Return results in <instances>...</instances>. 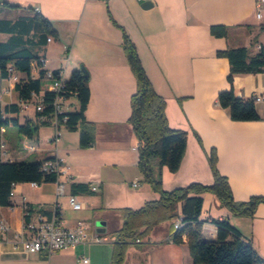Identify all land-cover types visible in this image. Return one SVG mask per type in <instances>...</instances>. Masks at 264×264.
Wrapping results in <instances>:
<instances>
[{
    "label": "crops",
    "instance_id": "1",
    "mask_svg": "<svg viewBox=\"0 0 264 264\" xmlns=\"http://www.w3.org/2000/svg\"><path fill=\"white\" fill-rule=\"evenodd\" d=\"M6 1L19 3L22 8L0 7V54L32 44V51L45 58L44 69H61L66 79L70 75L65 71L67 64H72L73 69L84 66L89 76L85 119L95 126L94 143L89 148L78 146V131H69L62 125L57 132L58 141L53 142L55 129L41 126L32 140L22 135L7 142L1 138L6 155L10 161L24 160L30 155H35L36 160L62 159V167L69 176V179L64 174L59 177L58 182L64 186L63 196L67 200L71 182L96 185L98 190L93 195L77 196L87 198L86 202L82 200L84 208L81 210H100L99 219L103 220L105 228L93 227V232L88 233L91 225L85 219L65 217V211L71 208L66 200L58 199L62 195L57 196L56 183L30 188L38 191V197L30 195L29 183H17L10 205L0 206V219L8 226V231L0 236V264H80V258L76 262L57 258L61 255L59 251L50 255L27 254L21 248H13L14 235L23 231L25 223L22 198L45 212L57 206L62 226L72 228L77 221H83L87 226V237L104 238L102 242L85 241L78 245L104 243L106 234H110L111 258L115 240L111 232L121 224L117 209H137L146 201L159 197L142 181L136 167L138 143L127 123L129 98L135 91V80L121 48V31L112 24L107 10L134 43L154 90L164 98L168 126L187 133L185 152L177 171L170 172L166 166L161 168V187L169 191L192 182L211 184L213 177L207 152L214 148L217 169L227 177L234 200L264 196V100L255 103L259 120L233 121L227 109L221 108L216 99L220 91L230 87L226 79L228 61L216 56V52L244 46L250 54H255L260 46L264 47V13L262 18L256 17L257 0H151L153 6L149 9H142L137 0ZM27 6L51 22L58 33L57 41L51 39L45 45H33L37 40L34 29L28 33L19 27L13 31L4 29L2 21L14 22L31 16L32 11L26 9ZM213 25L225 27L226 37L213 36L210 33ZM53 46L58 50L49 52ZM59 53L64 55L63 58H58ZM55 60L61 67L53 64ZM47 63L51 64L48 66ZM13 73L18 74L16 80L0 78L1 106L19 104L13 85L25 75ZM232 88L242 98L254 94L264 97V72L237 74L233 77ZM62 104L63 108L73 106L71 98ZM34 114V105L29 103L17 114L8 116L22 123L25 117L34 119ZM46 129L50 131L45 133ZM5 131L3 129L2 135ZM133 182L137 185L133 186ZM49 185L54 188L48 192ZM201 196L203 204L199 219L205 220L202 237L215 239V226L209 218H226L232 227L250 240L253 249L264 260V204L257 206L252 217H235L220 206L213 194L203 193ZM117 218L120 222L110 227ZM170 225L167 221L156 226L143 239L150 243L148 249L131 250L127 264L137 259L138 254L144 255L143 264H192L186 243L174 244L167 240ZM158 228L161 230L156 235L161 237L153 240Z\"/></svg>",
    "mask_w": 264,
    "mask_h": 264
},
{
    "label": "trees",
    "instance_id": "2",
    "mask_svg": "<svg viewBox=\"0 0 264 264\" xmlns=\"http://www.w3.org/2000/svg\"><path fill=\"white\" fill-rule=\"evenodd\" d=\"M0 7L16 9L22 8V5L0 0ZM26 9L32 11L31 16L14 22L2 21L4 29L13 31L19 27L25 33L34 29L37 32V40L33 45H45L49 37L57 41L58 33L51 22L31 6H27ZM107 13L112 24L121 31V48L135 80V91L129 98L130 113L127 123L138 143L136 167L142 181L159 195L158 199L146 201L137 209L130 207L117 209L121 224L111 232L115 236V240L112 242L110 264H123L126 250L130 245L146 243L143 239L148 237L156 226L167 221L171 223L167 240L174 244L186 243L192 264H264V260L253 249L250 240L244 238L229 224L226 218H209L210 223L215 226V239L206 240L201 235L202 224L205 221L199 219L203 193L213 194L220 206L227 208L230 214L235 217H252L257 206L264 204V196L261 195L250 196L245 201L233 199L227 177L217 169V155L214 148L207 152V162L213 177L211 184L192 182L169 191L161 187V168L166 166L170 172L177 171L185 152L187 133L184 130L168 126L164 112V98L154 90L141 64L134 43L124 29L112 19L108 10ZM210 33L213 36L226 37V29L223 26H211ZM31 46L32 44L28 43L21 48L0 54L1 79L10 76L9 68L25 75L23 79H18L13 85L19 102H26L32 94H40L42 90L45 72L44 65L39 61V57L42 55H37L32 51ZM216 56L227 59L229 71L226 79L230 84L229 89L217 94V104L221 108L227 109L229 118L233 121L259 120L260 117L252 98L237 96L232 88V80L237 74L264 72V47L260 46L255 54H250L249 49L244 46L228 47L223 51H217ZM33 62H36L39 67L36 78L31 76ZM58 70L60 69L53 70L55 76ZM64 82L65 86L59 95L64 99L76 98L77 108L65 111L66 121L62 125L69 131H78V146L80 148L92 147L95 139V126L85 119V110L89 102V76H85L80 69H74ZM55 97V93L44 91L42 110H36L34 119L25 118L22 123H19L17 118L8 116L20 111L18 103L0 105V129H5V125L11 124L23 137L29 140L35 139L41 126L51 125L50 118ZM61 119L59 116L60 121ZM1 138L0 131V142ZM196 138L199 145L202 146L198 135ZM43 161H10L3 160L0 155V206L10 205L9 193L12 184L34 182L40 185L57 182L58 174L43 171ZM89 185V183L71 182L69 194L93 195L94 192L90 190ZM33 209V205L28 203L27 214L23 215L25 223L29 221V213ZM42 212L49 213V211ZM55 214L60 215L57 206ZM177 218L180 219V222H177V228H173L172 222ZM137 261L139 264H143L144 255L138 254Z\"/></svg>",
    "mask_w": 264,
    "mask_h": 264
},
{
    "label": "built area",
    "instance_id": "3",
    "mask_svg": "<svg viewBox=\"0 0 264 264\" xmlns=\"http://www.w3.org/2000/svg\"><path fill=\"white\" fill-rule=\"evenodd\" d=\"M138 2H143L147 0H137ZM256 17L258 19L263 17L264 13V1L257 0L255 3ZM47 41H51V38H47ZM39 61L44 65L45 58L40 56ZM39 67L36 62L32 63L31 66V76L38 77ZM11 71L8 79L16 80V76H13V71ZM43 80H46L48 83L42 88L40 94H32L31 98L26 102H19L20 107H25L27 104L32 103L34 105L35 111L42 110V95L44 91L53 92L56 94V97L53 102V112L51 114L50 122L51 127L55 129L56 134L53 136L52 141H58V129L62 126V123L66 121V116L64 115L65 110L62 107V103L65 100L59 95V92L65 86V77L63 76L62 70H58L56 76L53 74V70L45 69ZM254 103L264 100V97L258 94L251 96ZM61 116V121L59 120ZM3 131V128L0 129ZM0 155L3 160H9L5 152L4 143L0 142ZM44 172L47 173H56L58 174L57 182V196L64 195V186L63 183L58 182L59 177L64 174L66 179H69V176L65 174V170L62 167V159L52 158L44 160ZM31 187H36L37 184L34 182L29 183ZM133 186H136L137 183L133 182ZM12 184V189L10 190V198L14 195ZM91 191H97L98 188L96 185H89ZM67 203L69 207L73 210H81L84 208V203L79 200L77 195L68 194ZM27 205L28 202H25V199L22 198L21 207L23 210V215L27 214ZM55 207L49 213H43L39 208H34L30 215V220L24 223L23 231L14 235V240L11 242L14 249L21 248L25 253H39L43 255H50L53 252L60 251L85 241L91 242H102L104 238L101 237H87L86 229L87 226L83 221H77L75 226L72 228H67L61 225L60 215L55 214ZM174 222H180V219H175ZM173 222V224H174ZM8 231V226L3 219H0V236L3 233ZM80 264H88L89 258L81 256L79 259Z\"/></svg>",
    "mask_w": 264,
    "mask_h": 264
},
{
    "label": "rangeland",
    "instance_id": "4",
    "mask_svg": "<svg viewBox=\"0 0 264 264\" xmlns=\"http://www.w3.org/2000/svg\"><path fill=\"white\" fill-rule=\"evenodd\" d=\"M58 50V47H51V49H49V52H54V51H57ZM63 54L59 53L58 55V58H63ZM51 63H47V65L49 66ZM53 64L56 66V67H61L60 63L58 61H54ZM72 64H67L65 66V71H66V74H70L74 69L72 68L71 66ZM81 66H79V68L77 69H80ZM12 75L14 76H18V74L16 73H13ZM48 82L46 80H42V88L47 84ZM71 101L73 102V106H65L63 109H65V111H68V110H74V108L77 106V100L76 98L72 97L71 98ZM63 107V105H62ZM21 108V107H20ZM22 114H20V118H22ZM25 118H28V117H25ZM4 128L6 129L5 133L2 135V139L4 142H7L8 140L10 141H13L17 138L20 137V134L16 131V128L15 126L11 125V124H8V125H5ZM65 128V127H64ZM64 129L62 128V131ZM50 131V129H46L45 133H48ZM61 131V132H62ZM4 135H6V138H4ZM36 156L35 155H30L28 156L27 158H25L24 160L25 161H36ZM26 188V187H25ZM29 192H30V195L34 196V197H38V191L34 190V189H30V188H33V187H30L29 185L27 186ZM26 188V189H27ZM48 188V192L49 190L52 191L54 186L53 185H49L47 186ZM41 199V198H40ZM58 199H61L63 202H65L66 198L62 195V196H59ZM79 200L80 201H87V198L86 197H79ZM67 202V200H66ZM206 206V202L204 203V207ZM100 210L99 209H92V208H87L86 210H76V211H73V210H68L65 211V214L64 216L67 217L68 219H85V221L91 225V230L89 229L88 230V233H92V228L95 227V228H105V225H104V222L103 220L99 219V213ZM85 217V218H83ZM118 221L120 222L119 218H117V222L116 221H113L110 223V227L112 226H115V224L117 225L118 224ZM110 230V228H109ZM161 229H156V233H159ZM106 239L107 241L104 242V243H99V244H81V245H76V246H73V247H69V248H66V249H63V250H60L59 253L61 255H58L59 259L61 258H64V259H67L69 261H74L76 262L79 258H81V256H85V257H88L90 259V264H110V256H109V246L108 244L110 243V234H106ZM160 235H156L153 240H159L160 239ZM150 243H144V244H141V245H130L128 250H127V253H126V256H125V261H124V264H127V261H128V254L131 250H136V251H145L148 249ZM56 253V252H55ZM129 262L130 259H129ZM131 264H139L137 259L134 258V261L131 262Z\"/></svg>",
    "mask_w": 264,
    "mask_h": 264
},
{
    "label": "water",
    "instance_id": "5",
    "mask_svg": "<svg viewBox=\"0 0 264 264\" xmlns=\"http://www.w3.org/2000/svg\"><path fill=\"white\" fill-rule=\"evenodd\" d=\"M152 6H153V2H152L151 0L143 1V2L140 3V7H141L142 9H149V8H151ZM80 70L83 72V74H84L85 76L88 75V72H87V70L85 69L84 66H81V67H80Z\"/></svg>",
    "mask_w": 264,
    "mask_h": 264
},
{
    "label": "bare ground",
    "instance_id": "6",
    "mask_svg": "<svg viewBox=\"0 0 264 264\" xmlns=\"http://www.w3.org/2000/svg\"><path fill=\"white\" fill-rule=\"evenodd\" d=\"M43 169H44V164H43ZM177 225H178V223L177 222H174L173 228H177Z\"/></svg>",
    "mask_w": 264,
    "mask_h": 264
}]
</instances>
